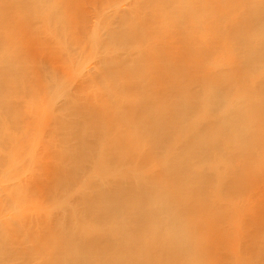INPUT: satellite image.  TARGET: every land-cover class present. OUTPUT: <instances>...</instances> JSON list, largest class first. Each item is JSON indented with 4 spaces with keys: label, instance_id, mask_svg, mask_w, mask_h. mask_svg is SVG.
Segmentation results:
<instances>
[{
    "label": "bare ground",
    "instance_id": "bare-ground-1",
    "mask_svg": "<svg viewBox=\"0 0 264 264\" xmlns=\"http://www.w3.org/2000/svg\"><path fill=\"white\" fill-rule=\"evenodd\" d=\"M0 176V264H264V0H0Z\"/></svg>",
    "mask_w": 264,
    "mask_h": 264
},
{
    "label": "rangeland",
    "instance_id": "rangeland-1",
    "mask_svg": "<svg viewBox=\"0 0 264 264\" xmlns=\"http://www.w3.org/2000/svg\"><path fill=\"white\" fill-rule=\"evenodd\" d=\"M16 150H17V151H20V150H21V147H18ZM10 161H11V158L8 157L7 160L5 161V163L8 164V163H10ZM2 177H3V176H0V180L2 179Z\"/></svg>",
    "mask_w": 264,
    "mask_h": 264
}]
</instances>
